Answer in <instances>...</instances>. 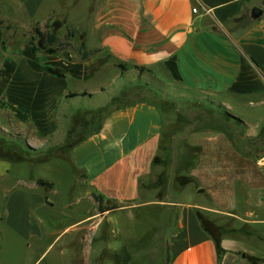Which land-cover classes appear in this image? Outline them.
<instances>
[{"label":"crops","instance_id":"crops-1","mask_svg":"<svg viewBox=\"0 0 264 264\" xmlns=\"http://www.w3.org/2000/svg\"><path fill=\"white\" fill-rule=\"evenodd\" d=\"M15 1L34 14L47 0ZM58 3L65 7L69 2ZM254 6L262 8L257 19L250 15ZM86 10L87 31L68 24L74 16L55 18L79 36L73 49L45 53L29 48L0 68V106L10 111L13 134L36 151L43 149L45 157L67 158L75 180L90 187L93 200L97 194L104 204L116 206L103 215L94 209L75 222L74 246L83 253L96 241L104 215L116 213L109 222L132 227L152 213L156 223H165L160 241L153 242L159 234L153 229L150 242L130 249L122 242L111 254L115 264H138L139 257L145 262L146 255L149 264H252L247 255L264 257V164L259 163L264 155V0H90ZM47 64L65 74L51 73ZM137 67L176 94L161 101L120 102L97 125L72 138L82 114L117 102L127 92L119 88L106 96L111 80L124 79ZM94 98L100 102L89 110H69L76 100ZM175 119L198 120L180 134ZM181 138L189 146L175 147ZM169 147L174 157H184L174 163L190 177L175 198L160 196L151 180L160 165L156 155ZM9 170L0 169V176ZM37 179L35 187L42 188ZM0 187H9L0 212V264H26L33 242L47 233L45 214L39 211L48 198L15 184L0 182ZM202 218L221 228V253ZM52 233L56 237L34 264L62 234ZM112 233H105V242ZM20 240L29 242L24 246Z\"/></svg>","mask_w":264,"mask_h":264},{"label":"rangeland","instance_id":"rangeland-1","mask_svg":"<svg viewBox=\"0 0 264 264\" xmlns=\"http://www.w3.org/2000/svg\"><path fill=\"white\" fill-rule=\"evenodd\" d=\"M58 1L59 0H47L42 9L33 14L28 12L23 5L15 0H0V68H2L7 60L20 58L22 53L30 48L29 39L34 34L33 29L35 26L45 31H54L57 40L56 44L68 41L72 43L71 49H73L74 45L72 41L76 43L79 40V36L76 32H72V28L68 25H62L56 30L49 27V25L55 18L68 14L75 17V22L68 20L69 25L74 24L77 26L76 28L79 32L87 31L86 7L90 0H67L69 6L64 5L65 7L60 6ZM74 1H76V4L72 6ZM52 5L55 6L52 7ZM77 19L78 21L76 22ZM124 77L126 78L118 79L117 81L110 79L111 84H113L110 86V90L106 92V96L119 88L128 89L127 92L121 93L122 96L119 97V101L117 102H111L105 107L87 111L82 114V116L77 119L79 131L76 132L77 134L74 132L72 138H78L86 128L97 125L105 112L120 102L130 101L136 98H148L161 101L165 99V97L172 99V96L176 94L175 89H173L171 85L154 81L150 73L146 71L137 69L136 71L127 73V76ZM150 84L153 86L147 88ZM124 85L126 88H122ZM204 100L209 101L208 98H204ZM98 102H100L99 98H94L92 100H76L72 104L73 106H70L69 110H71L73 114H76L79 111L83 112L84 110H89L92 105L98 104ZM9 115V109L5 105H3V107L0 106V169L6 168L7 166L10 169L4 177L0 176V182L4 184V186L15 184V187L18 188H32V191L42 192L44 196L48 198V203L41 207L39 211L40 214H45L46 220L43 222L47 233L39 238L35 244L33 242V247L29 250V264H34L36 258H38L54 240L56 237V235L52 233L54 231L57 233L62 232V234L54 242V245L50 247L35 264H115L111 254L113 253V249L122 242H128L126 245L127 248L130 246L133 248L134 246H140L144 241L150 242L149 240L153 229L155 232H159V234L157 233L153 237V242L158 243L160 241L165 223L163 224L161 221L156 223L157 218L155 214H146L150 216L138 219L132 227L127 225L121 227L117 225L118 223L113 225L112 222L108 221L109 218H116L117 216L116 213H111L101 217L100 222L104 220L101 223L99 231L96 233V241L90 244L86 251L80 253V247L74 246L77 239V231L74 223L82 217L87 216L88 213L92 212L94 209L98 211V202L94 199L96 201L95 203L91 196L87 194V191L90 190L88 185H81L75 180L76 173L67 158L55 155L49 158L45 157L43 149L35 153H29L26 150L28 146L23 137H21L20 134H13V122H11ZM175 120V130L180 134H184L187 128H193L190 127L192 125L191 122L198 119ZM196 126L197 125L194 127ZM169 128L174 131V126L170 125ZM182 139L183 138L176 139L174 146L186 145L187 147L189 141ZM174 158L175 161H182L184 157L181 155L174 157L170 147L168 151L161 153L159 160L160 165L155 170V177L151 178L152 182H154V188L156 191L158 190L159 195L162 197L169 195V197L175 198L177 190H181L190 181V177L182 173V164L178 162L174 163ZM187 159L190 158L187 157ZM39 177L53 181V188L49 189L45 187V189L43 187H35L36 179ZM8 188L0 187V212L3 211V196ZM189 188L190 187H188V189ZM185 196L186 195H183L184 199H186ZM104 205L113 207L115 204L108 202ZM101 215H103V213H101ZM94 220L92 222L96 224L97 221ZM111 231L114 232V237H110V240L105 242V233L113 236ZM129 231L130 234L127 233ZM8 241L9 239L6 237L3 243H7ZM20 241L24 246L29 242L26 241L25 243L22 240ZM13 243H16V241L13 240ZM108 245L110 246L108 249L110 254L108 253V255L105 256L107 251H105L104 248ZM144 257L145 262L141 261L143 257H139L136 259L137 261H135L138 264H149L150 259H146L148 256L146 255Z\"/></svg>","mask_w":264,"mask_h":264},{"label":"trees","instance_id":"trees-1","mask_svg":"<svg viewBox=\"0 0 264 264\" xmlns=\"http://www.w3.org/2000/svg\"><path fill=\"white\" fill-rule=\"evenodd\" d=\"M63 23H64V20L55 19L52 21L49 27L56 30L59 27H61ZM33 32L34 34L29 39V46L33 52L58 53L60 50L72 48V43L68 41L59 42L56 44L57 40H56V34L54 31H48V30L45 31V30L40 29L38 26H35V28L33 29ZM72 32H75V31L72 30ZM84 45L85 44L83 42L82 47H81V50H83L82 57L86 58L88 56V52L84 50ZM45 68L51 73L59 75V76H63L65 74L62 68L54 66V65L47 64L45 65ZM137 69H139L140 71H145L144 67H137ZM152 86L153 85L150 84L147 88H151ZM224 116L226 118L231 117V115L228 113H226ZM26 150L29 153L37 152L35 149H33L30 146H28ZM159 160H160V155H156L155 162L157 163L159 162ZM37 184L40 186L49 188V189L53 188V182H50L44 178H38ZM145 185H146V182L144 178V181L142 179V186H145ZM93 197L98 202V211L100 213H104L105 211L111 210L116 207L115 205L113 207L105 206L102 197H100L97 194H93ZM201 221H202V226L205 228V230H207L214 238L218 252L221 253L222 251V248L220 246L221 228L218 225H216L214 222H212L211 220L202 218ZM247 258L252 264H258L264 261V257L256 256V255H247Z\"/></svg>","mask_w":264,"mask_h":264},{"label":"water","instance_id":"water-1","mask_svg":"<svg viewBox=\"0 0 264 264\" xmlns=\"http://www.w3.org/2000/svg\"><path fill=\"white\" fill-rule=\"evenodd\" d=\"M250 15L252 17V19H257L262 15V8L258 7V6H254L251 9ZM198 215H200V213H198Z\"/></svg>","mask_w":264,"mask_h":264},{"label":"built area","instance_id":"built-area-1","mask_svg":"<svg viewBox=\"0 0 264 264\" xmlns=\"http://www.w3.org/2000/svg\"><path fill=\"white\" fill-rule=\"evenodd\" d=\"M259 163L264 164V155L259 157Z\"/></svg>","mask_w":264,"mask_h":264}]
</instances>
